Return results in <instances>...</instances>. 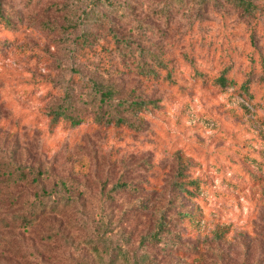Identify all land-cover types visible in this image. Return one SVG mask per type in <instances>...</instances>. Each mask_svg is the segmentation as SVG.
Here are the masks:
<instances>
[{"label": "rangeland", "instance_id": "obj_1", "mask_svg": "<svg viewBox=\"0 0 264 264\" xmlns=\"http://www.w3.org/2000/svg\"><path fill=\"white\" fill-rule=\"evenodd\" d=\"M0 1V264H264V0ZM37 193L59 213L25 226ZM159 212L176 250L141 241Z\"/></svg>", "mask_w": 264, "mask_h": 264}, {"label": "trees", "instance_id": "obj_2", "mask_svg": "<svg viewBox=\"0 0 264 264\" xmlns=\"http://www.w3.org/2000/svg\"><path fill=\"white\" fill-rule=\"evenodd\" d=\"M93 1V0H92ZM242 1V0H241ZM0 21L4 24V25H10V21L3 17V14L1 13V1H0ZM162 71H164V75L162 76V78L166 81H168L169 83H175L173 77H172V71L171 68H169L167 65L163 64ZM141 74H143L144 76H148L151 77H156L158 75V72L156 71V69L153 68H146V70H140ZM212 83L213 85H215L216 87H224L225 85H235L236 84V80L232 77H229L227 72L221 71L216 77L212 78ZM94 85V84H93ZM95 89L97 92H99L101 98H103L104 100H107L109 103L113 102L112 105L114 107L115 110L119 111L120 108H122L124 110L125 113L127 114H132V115H136L137 113H140L142 109H145L147 107L148 104L154 105L151 102L148 101H144V100H138L136 98L129 100L128 97H123V98H118V100H116V102H114V99L117 96V90L113 89L111 86H109V83H107L106 85H97L95 86ZM239 89L240 92L244 93L245 95L250 96V91H249V84L247 82H243L239 85ZM126 114V115H127ZM124 115H120L119 112L117 113L116 119L114 120L116 124H120V125H127L130 126L131 123H128V118L127 116ZM52 121L51 123L54 125H57L60 119H63L65 122H68L71 125H76L79 123L80 119H76L74 117H68L66 116V114H62L60 111L53 113L52 114ZM109 121H111L109 119ZM43 174L42 170H37L36 175L32 178V181L35 183V185L40 188L41 186H43V184H41V175ZM197 180H190V181H186V182H182L180 184V188L181 190L184 191V193L186 194H190L191 190H188L186 188V186H191V189H197L196 188V184H197ZM42 189V193H45L44 190V186L41 187ZM113 190H128V191H134L135 189L133 187H131L130 183L127 182H117L112 186ZM51 195L52 193L57 194L56 192H49ZM42 197L41 194L37 193L36 196V203L31 206L32 208L29 210V212H27L26 214L23 215V217L20 219L21 222L27 226L30 225L36 221H39L41 217H44L50 213H59L57 210H54L52 207L48 208L46 202H42ZM64 206V205H62ZM177 216L179 218H184L187 219L190 217H192L190 214H188V212L184 211V212H178ZM52 219H56L55 216H52ZM171 217H168L164 212H159L155 227L156 229L150 233L149 235H145L141 238V241H144V243H161V242H166L167 244H169V247H172L173 249H178L175 248L176 247V237L174 238V236H176L177 231H175L173 229V225L171 224ZM10 223L11 222L10 220ZM107 241L106 240H102L101 236L98 238V240L95 242V244H93L94 249H97V254L100 253V251L103 250L107 251ZM102 245V248H101ZM120 250V249H119ZM141 257V256H140ZM126 258L123 259V261ZM111 264L115 263V259H112V257L110 259H108ZM148 258L146 256H143L141 258H136V260H132L126 262V264H151V262L147 261ZM118 264V263H117Z\"/></svg>", "mask_w": 264, "mask_h": 264}]
</instances>
